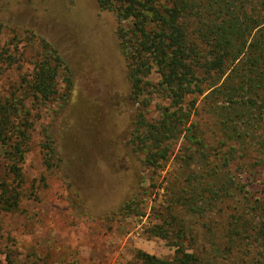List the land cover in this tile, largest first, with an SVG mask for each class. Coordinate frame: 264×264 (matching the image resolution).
Segmentation results:
<instances>
[{
	"label": "trees",
	"instance_id": "trees-1",
	"mask_svg": "<svg viewBox=\"0 0 264 264\" xmlns=\"http://www.w3.org/2000/svg\"><path fill=\"white\" fill-rule=\"evenodd\" d=\"M95 1L101 11L116 16L130 83L128 100L144 102L143 96L153 91L167 100L157 107L156 120L143 112L135 116L131 144L142 166L163 168L181 137L184 141L175 173L166 180L165 205L156 210L157 222L146 232L165 241L173 256L163 259L139 251L137 264H264V0ZM20 43L15 36L2 41L0 32V79L7 81L0 92L5 164L0 213L16 212L27 188L23 163L33 129L31 107L58 100L65 104L72 85L49 43L33 35L19 48ZM24 64L30 71L23 73ZM153 70L157 83L148 78ZM13 73L16 78L9 81ZM61 73L66 74L64 94ZM193 93L203 97L200 104L185 105V96ZM39 154L44 172L41 184L30 187L34 198L58 171L46 133ZM110 162L111 170L119 169L114 172L119 190L124 184L119 179L126 180L129 171ZM254 184L259 191L252 190ZM115 192L102 193V202ZM140 193L126 191L103 212L98 211V194L78 195L90 215L110 219L142 216Z\"/></svg>",
	"mask_w": 264,
	"mask_h": 264
},
{
	"label": "rangeland",
	"instance_id": "rangeland-1",
	"mask_svg": "<svg viewBox=\"0 0 264 264\" xmlns=\"http://www.w3.org/2000/svg\"><path fill=\"white\" fill-rule=\"evenodd\" d=\"M117 27L115 14L101 11L95 0H0L2 41L15 36L20 48L30 35L45 40L61 56L72 82L65 104L58 100L30 109L33 129L23 163L27 188L16 212L0 213V264L8 259L12 264H137L139 251L163 259L173 256L165 241L146 232L157 222L156 210L165 205L166 180L175 173L184 141L181 137L163 168L142 166L131 144L135 116L143 112L148 120H156L157 107L167 100L156 91L143 96L148 105L142 98L128 100L130 83ZM28 71L24 64L23 73ZM62 74L59 88L64 94ZM15 78L13 73L9 81ZM148 78L159 80L155 70ZM6 82L0 79V92ZM202 98L187 94L184 103L194 101L197 106ZM45 133L53 141L58 171L49 175L47 188L34 198L30 187L41 184L39 145ZM111 160L122 172L129 171V180L119 179L124 181L119 190L114 174L119 169L109 168ZM135 174L139 177L130 183ZM4 176L0 149V183ZM112 190L113 198L102 202V193ZM252 190H258L256 184ZM126 191L141 192L142 216L94 218L78 195L98 194V211L103 212Z\"/></svg>",
	"mask_w": 264,
	"mask_h": 264
}]
</instances>
